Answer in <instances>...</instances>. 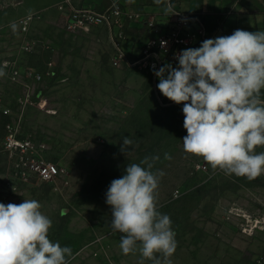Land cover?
Wrapping results in <instances>:
<instances>
[{
  "label": "rangeland",
  "instance_id": "obj_1",
  "mask_svg": "<svg viewBox=\"0 0 264 264\" xmlns=\"http://www.w3.org/2000/svg\"><path fill=\"white\" fill-rule=\"evenodd\" d=\"M12 7L11 0H0V203L37 200L52 221L49 238L72 250L68 264H140L139 250L122 253L123 234L111 227L105 194L129 164L158 156L152 171L164 175L157 207L171 218L177 241L172 264H264V231L243 236L242 217L232 213L264 214V174L252 180L225 175L185 153L183 104L164 99L148 67L113 65L109 31L92 43L81 30H66L51 8ZM28 14L33 19L23 31L19 22ZM14 66L18 81L10 78ZM28 68L42 74L27 82L30 92L22 75ZM7 124L19 137L44 144L39 155L64 166L68 182L14 177L3 147ZM125 136L133 143L124 154Z\"/></svg>",
  "mask_w": 264,
  "mask_h": 264
},
{
  "label": "clouds",
  "instance_id": "obj_2",
  "mask_svg": "<svg viewBox=\"0 0 264 264\" xmlns=\"http://www.w3.org/2000/svg\"><path fill=\"white\" fill-rule=\"evenodd\" d=\"M153 2L163 4L165 14H178L171 0ZM175 59L177 67H152L162 95L183 104L185 153L202 157L213 171L225 175L252 180L264 174V152H256L264 147V31L237 29L206 39L199 48L184 49ZM4 74L0 69V76ZM132 143L125 136L121 152ZM164 158L171 156L165 153ZM158 159L145 157L140 164H129L105 194L112 209L111 227L123 234L119 247L124 255L139 250L140 264L145 259L172 264L177 247L172 220L157 207L164 175L152 171ZM51 227L35 199L0 203V264H68L72 250L49 238Z\"/></svg>",
  "mask_w": 264,
  "mask_h": 264
},
{
  "label": "built area",
  "instance_id": "obj_3",
  "mask_svg": "<svg viewBox=\"0 0 264 264\" xmlns=\"http://www.w3.org/2000/svg\"><path fill=\"white\" fill-rule=\"evenodd\" d=\"M174 6L176 15H169L170 26L165 31L159 30L154 21L150 20L148 25L152 26L158 32L156 36L149 37L141 46L140 55L130 59L120 45V33L113 32V26H121L124 21L138 17L137 13L129 12L119 4L112 2L107 8L98 10L92 6H77L71 0H60L57 8L64 14V26L68 31L83 30L89 31L93 27L103 26L109 31L112 40L114 54L112 64L118 65L125 63L127 65H143L153 71L165 63H177L175 54L188 48H192L196 43H202L209 39V32L206 28L204 17L200 13L185 12L180 10L171 1ZM32 14H28L20 19V27L25 31L31 20ZM162 42L164 44L162 45ZM29 46H25L27 49ZM49 65L52 63L49 62ZM24 86L30 92L29 80L39 81L42 77L41 73L36 72L32 68H28L22 73ZM21 72L17 67L10 70V78L13 81L20 79ZM26 93L24 100L29 97ZM3 147L10 156L11 172L14 177L22 181H29L32 177L41 181L54 183L56 180H62L67 183V172L64 166L57 164L51 160H47L39 155L38 151L43 150L44 144L36 143L30 138L19 137L18 130L14 125L7 124L6 133L3 139ZM242 217L239 223L240 231L244 234L251 235L256 231H264V214L251 216L234 212Z\"/></svg>",
  "mask_w": 264,
  "mask_h": 264
},
{
  "label": "crops",
  "instance_id": "obj_4",
  "mask_svg": "<svg viewBox=\"0 0 264 264\" xmlns=\"http://www.w3.org/2000/svg\"><path fill=\"white\" fill-rule=\"evenodd\" d=\"M114 1L119 2L123 9L138 14L137 18L131 20L126 19L122 27L117 25L113 26V32L116 35L120 33V45L130 59L138 57L142 44L149 37L158 34L152 26L148 25L150 20L154 21L156 27L162 32L167 30L170 26L171 22L169 20V15L164 12V5H156L153 0H71L74 5L92 6L98 10L107 8ZM171 1L182 11L202 14L209 36L212 39L218 36L231 35L237 29L249 32L264 31V0ZM58 2H60V0H11L13 11L22 8L23 11L26 12H36L51 8L53 9L54 15L52 17L59 18L63 24L64 14L59 12L56 8ZM42 14L44 17L49 18L46 12L41 13V15ZM19 16H21V14L15 15L12 20ZM81 31V34L86 36V38L88 37L89 41L92 43L95 42V40H104L108 37V29L103 26L93 27L89 32ZM200 46L201 43H196L192 48H199ZM171 64L173 67L178 66V62ZM159 93L162 95L160 91ZM165 98L166 97H164V99ZM261 98L264 99V90L261 92ZM166 100L169 99L166 98ZM169 102L172 101L169 100ZM232 213L235 214L233 210ZM240 233L247 238L252 237V234H244L241 231Z\"/></svg>",
  "mask_w": 264,
  "mask_h": 264
}]
</instances>
